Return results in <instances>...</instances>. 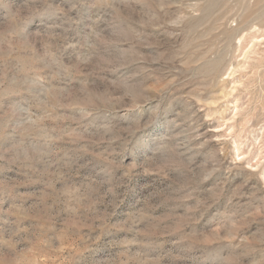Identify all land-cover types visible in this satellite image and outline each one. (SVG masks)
<instances>
[{"label": "rangeland", "instance_id": "rangeland-1", "mask_svg": "<svg viewBox=\"0 0 264 264\" xmlns=\"http://www.w3.org/2000/svg\"><path fill=\"white\" fill-rule=\"evenodd\" d=\"M0 264H264V0H0Z\"/></svg>", "mask_w": 264, "mask_h": 264}]
</instances>
